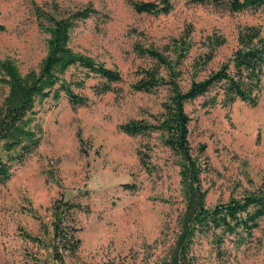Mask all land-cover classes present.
Returning a JSON list of instances; mask_svg holds the SVG:
<instances>
[{"label":"rangeland","instance_id":"obj_1","mask_svg":"<svg viewBox=\"0 0 264 264\" xmlns=\"http://www.w3.org/2000/svg\"><path fill=\"white\" fill-rule=\"evenodd\" d=\"M131 1L150 0H0L5 28L0 64L11 61L21 74L38 69L48 35L41 29L47 25L44 16L39 20L37 12L60 20L92 8L93 16L74 23L70 47L122 76L110 84V92L97 94L104 81L92 76L79 86L84 71L71 67L62 79L86 103L72 106L63 93L57 101L35 103L33 125L40 128V144L0 184V264H59L51 255L50 225L57 201L78 206L72 214L80 246L74 255L65 254L61 264H162L174 247L186 207L178 159L159 132L130 137L118 129L131 120L152 123L169 96L167 86L151 93L132 89L142 70L156 68L170 78L164 66L139 49L174 62L184 41L189 50L175 71L185 91L192 80L204 79L231 57L241 28L258 27L264 37V6L230 13L171 0L169 14L153 16L135 13ZM213 37L224 44L196 71L194 63ZM6 92L0 86V103ZM216 93L185 105L188 142L202 165L207 208L264 185V90L255 107L239 101L213 105ZM224 239L221 257L211 236L200 240L193 248L194 264H264V217L243 245L237 246L233 236Z\"/></svg>","mask_w":264,"mask_h":264},{"label":"trees","instance_id":"obj_2","mask_svg":"<svg viewBox=\"0 0 264 264\" xmlns=\"http://www.w3.org/2000/svg\"><path fill=\"white\" fill-rule=\"evenodd\" d=\"M186 1L196 5L223 7L230 13L256 10L264 6V0ZM130 5L137 14L153 16L167 15L173 8L171 0L131 1ZM94 14L95 10L87 8L57 20L37 12L39 20L44 16L42 20L47 25L41 29L48 35L46 56L38 69L21 74L11 61L0 64V86L7 89L0 103V184L7 182L12 167L22 164L40 144V128L33 125L36 102L48 98L57 101L63 93L72 106L86 103V98L75 94L70 83L62 79L69 68L76 67L84 71V79L78 82L79 86L92 76L103 80L104 84L96 89L97 94L110 92V84L122 80L117 70L76 53L70 47V33L74 23ZM4 30L0 24V32ZM209 42V50L194 63L196 71L207 65L217 48L224 44V40L217 37L210 38ZM177 49L174 62L162 53L139 49L140 54L164 66L170 78L166 80L161 77L156 68L142 70L139 72V80L131 86L132 89L151 93L159 87L167 86L169 96L162 104V112L154 117L152 123L131 120L118 129L130 137L159 132L163 145L177 157L181 192L186 207L179 219V234L174 247L162 264H194L193 248L203 238L212 237L217 255L221 257L224 253L220 251L226 245L225 237H235L237 246L252 237L264 217V185L240 198H230L227 202L205 207V191L200 186L203 169L188 142L190 118L185 112V105L217 90L210 100L213 105L218 101L224 105L239 101L251 107L257 106L264 90V37L258 27L241 28L237 34V48L231 57L204 79L192 80L185 91L177 82L178 73L175 69L179 61L186 57L189 48L183 41L181 48ZM77 207L69 202L57 201L52 208L51 255L53 261L59 264L63 262L65 254L74 255L80 246L72 214ZM24 236L29 241H36L29 234L25 233Z\"/></svg>","mask_w":264,"mask_h":264}]
</instances>
